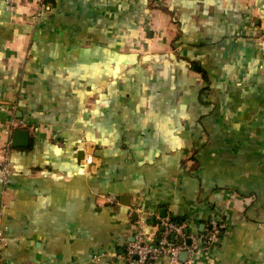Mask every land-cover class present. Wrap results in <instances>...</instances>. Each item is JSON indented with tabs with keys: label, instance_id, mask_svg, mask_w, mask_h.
I'll use <instances>...</instances> for the list:
<instances>
[{
	"label": "crops",
	"instance_id": "obj_1",
	"mask_svg": "<svg viewBox=\"0 0 264 264\" xmlns=\"http://www.w3.org/2000/svg\"><path fill=\"white\" fill-rule=\"evenodd\" d=\"M37 9L0 0V157L13 118L28 131L0 175V264H132L138 208L151 235L163 208L225 221L199 264H264V0Z\"/></svg>",
	"mask_w": 264,
	"mask_h": 264
},
{
	"label": "built area",
	"instance_id": "obj_2",
	"mask_svg": "<svg viewBox=\"0 0 264 264\" xmlns=\"http://www.w3.org/2000/svg\"><path fill=\"white\" fill-rule=\"evenodd\" d=\"M10 10H15L19 0H4ZM38 9L33 14V19L42 17L43 12L47 8V0H35ZM258 46L264 51V27L256 35ZM21 123L16 118H13L6 133L8 139L3 146L2 157H0V175L5 181L15 170L16 164L10 158V151L13 147V133L17 128H21ZM93 150H89L85 157V163L93 161ZM106 201L115 203L119 198L113 194L105 195ZM4 203L0 204V247L5 239V225L3 221ZM142 213L139 223L133 231L132 238L127 240L124 256L127 261L132 264H154L155 261L166 259L169 264H199L197 262V254L202 250H209L221 238L223 232L227 228V224L223 220L211 218L204 228L198 232L190 230L189 221H175L170 216L155 215L157 220L158 231L151 235L148 224L151 213H145L141 208H138ZM186 252V258L182 259L181 255Z\"/></svg>",
	"mask_w": 264,
	"mask_h": 264
},
{
	"label": "water",
	"instance_id": "obj_3",
	"mask_svg": "<svg viewBox=\"0 0 264 264\" xmlns=\"http://www.w3.org/2000/svg\"><path fill=\"white\" fill-rule=\"evenodd\" d=\"M27 137H28V131L26 128H17L12 136L13 139V145H19L27 142ZM167 214V211L165 208L161 210V215L165 216ZM203 228V225H201V230ZM220 240V239H219ZM186 252L184 251L181 255L182 259L186 258Z\"/></svg>",
	"mask_w": 264,
	"mask_h": 264
},
{
	"label": "trees",
	"instance_id": "obj_4",
	"mask_svg": "<svg viewBox=\"0 0 264 264\" xmlns=\"http://www.w3.org/2000/svg\"><path fill=\"white\" fill-rule=\"evenodd\" d=\"M175 221H183L184 219L187 220V217H177V216H170ZM156 222V220L154 221ZM224 233V232H223Z\"/></svg>",
	"mask_w": 264,
	"mask_h": 264
},
{
	"label": "rangeland",
	"instance_id": "obj_5",
	"mask_svg": "<svg viewBox=\"0 0 264 264\" xmlns=\"http://www.w3.org/2000/svg\"><path fill=\"white\" fill-rule=\"evenodd\" d=\"M256 40V39H255ZM256 42V41H255ZM257 43V42H256Z\"/></svg>",
	"mask_w": 264,
	"mask_h": 264
}]
</instances>
